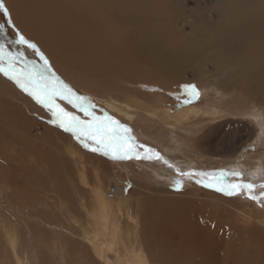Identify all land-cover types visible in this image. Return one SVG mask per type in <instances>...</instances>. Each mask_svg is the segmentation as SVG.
<instances>
[{"label": "rangeland", "instance_id": "1", "mask_svg": "<svg viewBox=\"0 0 264 264\" xmlns=\"http://www.w3.org/2000/svg\"><path fill=\"white\" fill-rule=\"evenodd\" d=\"M215 3L216 0H159L156 5L163 10L165 18L166 16L171 18L181 10L177 13V17L182 18L181 22L176 20V22H180L184 30L181 36L185 38L192 35L189 39L190 42H201L207 45L205 46L208 50L201 51L200 54L201 58L204 55L210 56L201 60L206 71L216 69L212 57L215 53V44L211 39L216 35V32H219L221 26L222 28L228 27L239 22H219L218 10L213 7ZM94 5L97 9L94 11L93 18L95 19L92 21H98L97 32L101 31V36L109 32V42L106 43L105 49L99 50L95 46L96 48L93 47L90 52L89 48L83 44L71 43L67 39L69 35L63 39L51 40L53 41L50 45L51 50L47 47L50 43H45L41 47L33 37L28 40L35 43L44 57L51 61L49 65L53 64L47 68L44 74L45 80H55L58 76L63 83L73 85L75 91L79 89L77 94L80 97H83V89L103 94L104 91H107L106 87L111 88L114 94L120 95L117 92L119 88L123 89L127 86L125 83V78L129 75L127 69L131 70V66L134 65L135 53L131 52L129 44H125L124 40L134 29V25L126 24L114 17L112 15L113 7L111 8L109 2L94 0ZM259 13L258 11L257 15L261 16L264 12ZM190 14L194 16H190ZM191 23L197 25L192 28ZM165 25H169L168 28L176 31L174 35L179 34V29L175 30V27H172L174 22L171 19ZM29 32L31 31L29 30ZM9 39L11 40V38L0 35V49L6 48L5 52L11 53L12 57L19 54L21 59L26 60V71L34 69L31 71L34 75L38 71L44 72V62L37 52H33L34 50L29 47L27 48L30 52L28 51L29 54L26 55L21 54L22 47L14 48L13 46L14 50H11L8 45L11 42ZM91 41H93L92 37ZM13 42L19 43L16 39L12 40ZM79 45L81 46L79 47ZM236 45L243 48L241 46L244 44L236 42ZM44 47H47L46 50ZM95 49L99 52L94 51ZM196 51L199 54L198 48ZM232 52L233 57L231 56L230 61L237 66L239 64L237 50ZM243 53L245 54L244 51ZM243 53L240 52L239 55ZM128 59H131L130 64L127 63ZM139 62L142 63L140 60ZM5 63L7 62L3 61L2 65L5 66ZM54 66L55 70H53ZM140 67L146 72L152 70L148 71L150 73L145 76L152 77L163 87L167 85L170 88L179 89L182 83L178 79H171L173 77H163L162 73L156 72L143 63ZM237 67V71L240 72L239 66ZM79 70L80 72H78ZM2 73L0 72V74ZM151 74L152 76H150ZM184 74L186 75L185 79L187 78L186 82L192 81L194 74L190 68ZM2 76L11 83L13 89H10L11 92L6 95L0 92V101L11 103V105H3L5 107L3 109L0 108V264H105L99 263L85 237L87 229L90 231L91 228L90 217L94 211L91 192L96 186L95 177L97 175L103 179L100 180L110 196L114 194V185L116 186L118 183L117 177L124 179L119 183L126 187L127 196L134 206L137 220L133 219L134 223L132 220L130 222L126 214L122 213L121 221L125 230H127L126 227L128 229L137 227L136 232L140 236L139 243L143 247L149 264H173L176 259L174 260L172 255L180 251L190 254L191 264L194 260L195 263L233 264L234 261L225 262L230 253L237 256L235 260L238 262L235 264H250L251 262V264H264V181L251 180L247 173L236 165L244 161L247 152L252 149V146L254 147L255 141L258 140L259 130L251 125L253 122H250V119H246L238 126L231 122L220 125V127L216 126L212 130L208 129L206 132H204L206 128L199 132L198 136L201 138L198 144L206 152V157L225 159L228 162L224 165L218 164L210 167L205 163V158L200 160L196 156L193 157V153L180 152L183 158H187V161L191 160L196 167L192 165L193 167L188 169L178 168L168 159L169 157L165 155L164 151L159 152L158 145L154 144L159 151H149L147 143L140 146L134 141L136 145L135 152L132 153L134 158L140 159L145 153H149L152 156L155 155L160 163L173 165L180 175L189 177V174H193L194 176L189 177L191 183L185 186L184 182L178 184V181L172 177L156 179L151 173L140 169L136 161L120 158L124 155L123 152L114 157L112 154L105 155L102 151H92L91 149L96 147L94 141L87 136L77 139L72 132H66L58 124L51 123L52 113L48 108L37 103L13 79H9L10 77L4 73ZM247 78H245L247 83L252 87L255 81ZM89 80L91 81L88 82ZM242 81L241 78L236 79L235 85L239 87ZM157 82H154L155 85H158ZM208 82L214 83L215 80L210 77ZM75 86L79 88L76 89ZM116 86L119 87L116 88ZM195 88L198 95L184 87L173 93L181 98L190 95L191 98L197 99L200 96V88L198 85H195ZM134 89L142 91V88L137 85H134ZM182 91L183 93H181ZM145 93L149 96L148 91ZM261 97H259L260 100L264 101V97ZM83 98L78 102L85 104L84 107L92 106L96 109L99 107L87 101L85 97ZM56 102L57 104L62 103L59 105L70 113L78 112L77 107H74L66 99L57 98ZM79 113L81 116L84 114L81 110ZM9 115L12 117L10 118ZM86 116L84 115V119H80L84 121L93 119V117L86 118ZM111 117L116 119L119 124L125 122L118 116ZM129 135L131 136V132ZM250 146L251 148H249ZM261 147L262 145L256 148ZM80 162L82 163L80 164ZM199 163L204 165L201 166ZM210 172L223 173L224 175L218 176V180H213L208 177ZM80 177H85V179ZM209 183H213L214 186L207 187L206 185ZM238 183L254 185L251 195L256 199L249 198V190L246 188H242L234 195H227L225 192L217 190L219 187ZM258 187L261 189L256 190ZM77 243H80V246ZM259 243L260 245H258ZM84 245L86 246L83 247ZM86 251L87 253H85Z\"/></svg>", "mask_w": 264, "mask_h": 264}, {"label": "bare ground", "instance_id": "2", "mask_svg": "<svg viewBox=\"0 0 264 264\" xmlns=\"http://www.w3.org/2000/svg\"><path fill=\"white\" fill-rule=\"evenodd\" d=\"M105 1L106 3L109 2L111 8L113 7L112 15H114V17L124 21L126 24L134 25V29L132 31L129 30L130 32L128 31L129 34L124 40L125 44H129L128 46L131 48V52L135 53V61L133 60L134 65L131 66L132 69L129 71L127 69V72L129 73L128 77L126 76L125 78L127 86L124 87L125 89L119 88L118 91L116 90L120 95L114 94L111 91V88L108 87H106L107 91H104L103 94L93 92V90L90 89H83V97H85L87 101L92 102L93 105L96 104L99 106L97 109L92 106L88 107L93 116L100 117L101 120H103L106 115L110 117L114 115L122 118L121 120L124 119L125 122L120 123V125L131 129V137L136 143L140 146H144L145 143H147L146 145L148 149L154 151L158 150L154 144L158 145L160 148V151H158H164L165 155L169 157L168 159L173 162L176 167H182V169H188L195 165L191 160L187 161V158H183L180 152L193 153V157L196 156L200 158V160L205 158V163L210 167L212 165L226 164L228 161L225 159L213 156L206 157V152L204 149L202 150L198 144V141L201 138L198 136L200 134L199 132H202L205 128L204 132H206L208 129L212 130L216 126L220 127V125L231 122L238 126L240 123H244L246 119H250V122H253L251 125L259 130V133H257L258 140L255 141L254 147L251 145L252 149L247 152L244 161H241L242 163L236 165L243 169L251 180L264 181V101L259 98L260 96H262L261 98L264 97V26H261V24H264V13H262L264 12V0H216L213 7L218 10L219 22H239L228 27L224 26L222 28L221 26L219 32L215 31L216 35L211 39L214 42L213 44H215V53L213 55V51H211V54L213 55V62L215 63L216 69L211 71H206V68L201 64L203 58L210 57L204 55L201 58L200 56L201 51L208 50L206 49L207 45L205 44V46L201 42H190L189 39L192 35L185 38L181 36L184 31L182 25H180L182 18H180V16L177 17V13L181 12V10L177 13L175 12L176 14L173 17L170 18L165 15V18L164 12H162L163 10L156 6L159 0ZM6 6L9 8L10 16L0 12V25H3V28L0 29V35L11 38V40L9 39L11 42L9 44L7 43L11 50H14L13 46L14 48L22 47V55L28 53V46L21 44L20 42H17L18 44L14 43L15 41L12 43V40L14 39L19 41L20 34H23L26 39L33 37L36 40V43L40 44L41 47L45 43H50L47 45L48 49H50L51 42L55 39L58 40V38L63 39L66 35H69L67 39L71 41V43L83 44L89 48L90 52H92L91 50H93V47H98L99 50L102 48L105 49L106 43L109 42V32L101 36V31L97 32L96 24L98 21H92L95 19L93 16L94 11L97 9H95L94 0H6ZM258 11L262 13L261 16L257 15ZM166 14L168 15V13ZM190 16L194 15L190 14ZM170 19L174 22V26L172 27H175V30L178 28L180 35H174L176 31L174 32V30L168 28L169 25H165ZM176 20L180 22H176ZM196 25L192 23L190 24L192 28ZM29 30L31 32H29ZM91 37L93 38V41H91ZM41 39H43V41H41ZM236 42L244 44L241 46L243 48H239V46L236 45ZM80 46L81 45H79V47ZM197 48L199 49V54H197ZM211 48L213 49V47ZM5 49H0V63L2 64L3 61L7 62L5 63V66H3L7 69L8 56L11 53L8 51L6 53ZM7 49L9 48L7 47ZM233 50H237V59L239 63L237 66H239L240 72L237 71L238 67L234 65L235 63L230 61L232 59L231 56ZM94 51H97V49ZM240 52L243 54L239 55ZM13 57L16 58L14 61V67L26 71V60L21 59L19 54ZM139 60L156 72L162 73L161 75L163 77H173L171 79L182 81V83L180 82L181 85L179 89L170 88L167 85L163 87L159 85L156 80H153L152 77H146V74L150 73L152 70H148L150 72L142 70L140 67L142 63L140 64ZM127 63L130 64L131 59H128ZM189 68L193 71L194 77L192 81L186 82L187 78L185 79L186 75L184 73ZM29 69H32V67H29ZM53 70H55V66ZM78 72H80V70ZM2 74H0V92L6 95L9 94L11 92L10 89L13 88L11 87V83L3 77ZM150 76H152V74ZM210 77L215 80L214 83L208 82V78ZM246 77H248L247 79L255 81L253 85L255 87H251L250 84L247 83L245 79ZM239 78L243 81L239 87H237L235 81ZM90 81L91 80L88 82ZM154 82H157L156 84L158 85H155ZM190 83L198 85L200 88V96L197 99L191 98L192 96L190 95L181 98L173 93L175 90H182L181 87ZM134 85L142 88V91H136ZM68 86L75 94L79 92V89H77L78 86H75L77 89L76 91L73 88V85ZM118 87L119 86H116V88ZM147 91L149 96L145 93ZM181 93H183V91ZM6 104L11 105V103L0 101V108H5L3 105ZM77 110L78 112L80 111L78 107ZM78 112L72 111V114L84 119V115L86 114L84 113L81 116ZM9 116L10 118L12 117L11 115ZM93 116L87 115L86 118H92ZM216 123L218 124L214 125ZM261 145V148H256ZM251 146L249 148H251ZM86 158L88 157L86 156ZM127 159L136 161L140 169L151 173L156 179L159 177H172L181 183L184 182V185L187 186L191 183L189 177L194 176L193 174L189 175V177L180 175L173 165L160 163L155 155L152 156L149 153H145L140 159L134 158V155L132 154L131 157ZM81 163L82 162H80V164ZM86 164L87 163L85 162V165ZM202 165L204 164L202 163ZM208 174H210V176H206L213 180H218L217 177L221 175L220 173L211 172ZM95 178L97 183L91 192V197L94 200V211L91 213L90 217L92 222L91 224L89 223L91 228L90 231L87 229L86 233L84 232L87 236L89 235L88 237L85 235V237L88 239V243L91 245V248L97 256L95 257L99 260V263L103 262L105 264H149L143 251V247L139 243L140 236L138 235L139 233L136 232L137 227H130V229L126 227L127 230H125L123 222L121 221L120 216L122 213L126 214L130 222L131 220L133 222V219L137 218V215L135 216L134 214V206L128 199L126 187L119 183L124 179L117 177L116 180L118 183L116 186L114 185V194L113 196H110V193L106 192L101 182L103 179L99 178L98 175ZM82 179H85V177ZM259 189H261V187H258L256 190ZM256 242L258 243L259 241ZM77 244L80 246V243ZM258 245H260V243ZM85 246L86 245L83 247ZM85 253H87V251ZM80 254L82 253L80 252ZM172 256L174 260L176 259L174 262L175 264H191L190 254L184 252L181 253L180 251L175 252ZM236 257L237 256L231 255L230 253V255L228 254L227 256L228 260L225 262L234 261L233 264H235L238 262V260H235ZM94 259L95 258H93V260ZM192 264H206V262L195 263L194 260L192 261Z\"/></svg>", "mask_w": 264, "mask_h": 264}, {"label": "snow or ice", "instance_id": "3", "mask_svg": "<svg viewBox=\"0 0 264 264\" xmlns=\"http://www.w3.org/2000/svg\"><path fill=\"white\" fill-rule=\"evenodd\" d=\"M0 12L10 16L9 8L6 6V0H0ZM2 28L3 25H0V29ZM19 42L26 44L40 55L45 66L44 72H38L33 75L31 71L16 69L14 67L16 58L10 55L8 56V68L6 69L0 64V72H3L10 79H13L37 103L48 108L52 113L51 123L58 124L66 132H72L76 135L77 139H80L82 136H87L94 141L96 147H93L91 149L92 151H102L105 155L112 154L114 157L119 156L123 152L124 155L120 158H130L136 148L134 139L129 135L131 129L120 125L118 121L107 115L103 120L100 117L93 116L89 109L84 107L83 103H77V101H82L84 98L76 95L68 85L60 81L59 77H56L54 81L51 79L45 80L44 74L47 68L50 67L47 58L39 51L37 45L26 39L23 34H20ZM183 87L191 89L193 94L198 95L195 85H184ZM73 97H75V100H73ZM57 98L68 100L69 103L73 104L74 107H78L86 115L93 116V119L91 121L81 120L78 116L66 111L57 104ZM85 146L87 147L88 145L86 144ZM149 151L151 150L149 149ZM221 175L224 174L221 173ZM177 183L179 184V181ZM206 186L213 187L214 184L209 183ZM253 187L254 185L250 183H238L226 187H219L217 190L225 192L227 195H234L242 188H246L249 190V198L256 199L255 196L251 195Z\"/></svg>", "mask_w": 264, "mask_h": 264}]
</instances>
